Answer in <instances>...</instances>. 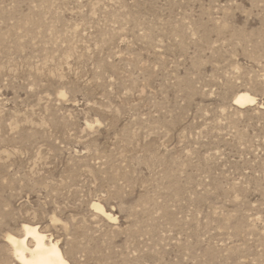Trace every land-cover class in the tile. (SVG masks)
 Returning <instances> with one entry per match:
<instances>
[{
	"label": "rangeland",
	"instance_id": "rangeland-1",
	"mask_svg": "<svg viewBox=\"0 0 264 264\" xmlns=\"http://www.w3.org/2000/svg\"><path fill=\"white\" fill-rule=\"evenodd\" d=\"M23 223L71 264H264V0H0V264Z\"/></svg>",
	"mask_w": 264,
	"mask_h": 264
},
{
	"label": "bare ground",
	"instance_id": "bare-ground-1",
	"mask_svg": "<svg viewBox=\"0 0 264 264\" xmlns=\"http://www.w3.org/2000/svg\"><path fill=\"white\" fill-rule=\"evenodd\" d=\"M236 105L253 102L254 98L247 92L235 96ZM94 208L111 218L102 205L93 204ZM22 234L7 233L5 241L10 245L12 256L18 264H71L64 256L56 240L50 239L39 229L37 224L23 223Z\"/></svg>",
	"mask_w": 264,
	"mask_h": 264
}]
</instances>
